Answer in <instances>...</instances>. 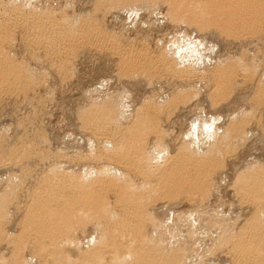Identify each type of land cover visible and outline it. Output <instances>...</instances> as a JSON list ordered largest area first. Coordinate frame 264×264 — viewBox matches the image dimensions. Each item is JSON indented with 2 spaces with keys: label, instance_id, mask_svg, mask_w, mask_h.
<instances>
[{
  "label": "rangeland",
  "instance_id": "obj_1",
  "mask_svg": "<svg viewBox=\"0 0 264 264\" xmlns=\"http://www.w3.org/2000/svg\"><path fill=\"white\" fill-rule=\"evenodd\" d=\"M206 1L208 0H0V36L2 35L0 42L4 44H0L1 50L6 57L11 61L13 60V63L19 64L21 69L23 67L24 73L22 71V75H26L24 77L26 81L22 80L23 83L22 81L17 83L10 80L7 84L0 80V214H3L0 215V264H4V262L5 264H55L58 262H53L54 255L56 257L62 256V258L59 257L61 260H64L65 257H71V260L77 257L78 260H85V256H88L86 254H89L90 251L93 253L92 250L106 246V250L110 248L106 251L109 256L104 254L105 258L102 260L106 261L107 259L109 261L102 263L119 264L116 252L118 254L122 252L118 251L113 244L110 246L109 243L111 242H108V238H111L110 241L112 240L113 234L111 232L114 231V224L117 227V222L124 221L121 218L125 215H122L125 209L122 208L123 205H119L117 200L120 191H125V189L129 194L132 191L133 199L135 198L133 201L141 199V203L144 205L142 206L144 210L146 209L145 213L143 212L144 215L139 212L141 218L139 216L136 218L144 220L142 223L146 233L154 238L148 237L150 241L146 242L147 246L155 244L157 245H154L156 248L158 246L160 248L166 247L161 249V253L163 250L165 253L166 250L172 252L176 249L181 253V258H184L181 261L186 262L185 264H238L236 262L239 261L238 258L233 259L234 257H232L235 255L232 252L233 237L237 234L235 232H239L249 219L253 220L257 212L264 210V187H262L263 190L260 189L262 199L261 195L256 199L259 206L255 200H250L247 197L248 193L241 188L243 186L241 185L242 178L245 175L247 176L252 172L254 167L256 169L258 166H264V30L253 29L254 31H252L250 29L252 25L244 24V20L241 18L232 16V21L229 20L227 16L228 6L223 8L225 12L227 11L226 17H219L217 13L207 9L208 6H211L207 3L211 1ZM229 10L231 11V9ZM224 11H222V16L225 14ZM16 13H20V16L25 17L26 20L29 17V20H25V24L21 18L20 21L14 22ZM38 19L40 22L45 21L44 26L46 24H49L46 26L52 24L56 26H52L53 30L48 31L50 35L53 33L57 35L59 31L63 34L66 27L67 32L73 33V35L70 34L72 38L68 35L67 38L62 37L69 34L64 33L60 36L59 45L55 46L50 43L52 41L48 35L49 37H46L50 42L47 41L49 42L47 45L39 43L37 40L41 38L42 26L39 28L37 25L31 28V25ZM234 20L236 23L232 24ZM80 29L82 30L80 31ZM30 31L34 34L31 35ZM255 31L256 33H254ZM50 46L52 48L54 46L55 49L57 47V49L53 48L52 50ZM140 55L150 56L151 61L150 58L147 57V60L145 56L140 57ZM167 57L174 61L173 64L175 65L172 64L171 68L169 67L171 65L167 64L170 69L174 67L172 72L165 66L161 67L163 66L162 60ZM140 58H144L147 62L141 61ZM175 58L177 59L175 60ZM137 59H140L141 63ZM20 63L22 64L20 65ZM141 67L145 68L141 70ZM226 68L228 70L234 69V73L221 86L220 82L216 80L215 73L219 71L218 69L224 70ZM189 72L191 73L189 74ZM10 83L14 85L9 86ZM177 95H181L182 99L178 98L179 101L177 99L175 103L172 102L174 105H171L170 100H175ZM112 101H115L116 104L119 103L116 106L118 107L117 113L124 112L125 116L122 113V119L116 113V116L121 120L116 119L112 122L109 120L110 125L107 124L108 119L101 122L104 127L106 124L109 125L111 132H118L117 135L122 130L120 135H115V137L120 139L119 137L122 135L124 143H130L133 147L132 153L134 154H132L133 156L129 155V158L126 157L128 159L126 162H124L125 159L120 158V155L116 154L120 160L122 159V162L114 156L113 152L117 153L118 151L119 153L122 146L120 144L118 148L111 141L113 139L106 134H101V132H105L103 128L101 129L103 124L94 123L90 125L85 119V115L88 116L86 112L105 107L108 103L110 105ZM116 104L113 103V105ZM167 104L171 105L170 108H167L169 111L165 109L168 107ZM158 105L159 107L167 106L163 107V110L160 108L159 112L156 110ZM144 108L145 110H143ZM158 112L159 114H157ZM200 114H203V117H200ZM116 116L113 117L112 114L111 117L115 119ZM212 116L215 117L216 123L214 122V125L219 127L220 133L213 140L206 137L205 140L204 136L201 135L200 137L204 142L200 139L202 143L198 139V143L204 146L198 145L196 149L199 147L198 152H202V156H200L201 154L199 156L203 158V155H208L209 152L204 154L206 151L200 148L206 147L207 142L210 141V144L207 143L208 148H205L208 150L213 147L214 142H218L217 144L220 145L217 146L218 149L223 145L219 149L220 151L216 149L217 154L215 153L218 159L216 163L218 169L216 166L215 170L212 169L211 182L213 183L211 184L213 188L210 187L205 194L204 192L201 194L193 193L194 196L192 194L187 196L186 190L188 188L183 189L182 193H177L178 195L172 193V187L165 185V181L169 177L166 173L170 172L169 169L173 167L171 165L173 158L181 157L183 152H180V149L181 151L190 150L188 143L193 144L192 139H189L190 134H192L189 132L192 129L191 123L198 122V120H202L200 121L202 123V118H206V121L212 120ZM216 116L219 118L217 119ZM137 117H143L147 121L144 125L146 133H144L145 136L142 134L143 142L141 141L143 145L146 143L142 150L137 147L140 143L134 144L130 136L127 138L126 133L127 136H124V128L134 124ZM96 125H99L100 128L98 129L99 126ZM238 127H241L240 130ZM109 128H105L108 133ZM185 134L189 137H185ZM184 138L186 139L185 142ZM135 148L139 151L138 153L134 150ZM178 152L181 154L177 156ZM106 153L110 157L112 154L114 158H109ZM136 155H140V159H146L140 160V162H144H141L143 165L139 164L140 169L134 165L136 160L133 159H138ZM145 156L147 157L145 158ZM127 165L130 167L132 165L133 168L131 169ZM114 167L115 169H113ZM125 169L129 172H126ZM161 171L162 173H160ZM58 172H61L63 177L73 175L72 177L75 176L76 179L75 177L74 179L79 181L83 178V182L91 186L92 182H96V180L102 178V182H107L110 177L112 186L116 187L104 191L101 195L104 201L100 197L98 200L101 199V202L98 200L94 202V204L99 202V205L102 203L104 211L98 207L99 205L95 207L93 204L95 208H98L90 207V210L93 209L95 212L93 214L89 210L90 205L85 208V205H81L83 202L81 196L78 197L75 191L72 193L74 188L70 187H74V185L68 186L71 189V191L68 189L70 194L74 195L75 193L81 203L78 205L77 197L73 196L72 198V195L70 196L67 191L63 197H71L72 201L74 200L76 203L72 204L73 207H70L69 212L65 209L63 212L72 214L71 220L78 215L82 218L77 217V220L73 222L76 226L72 224V221L69 227L66 224L67 227H64L65 231H63L68 230L67 234H64L67 236L69 233L72 234V239L75 235L77 241L74 239L71 242V239H66L64 242L66 247L64 245L61 247V250L63 248L62 253L60 251V253L58 252L60 255L57 253L53 255L52 252L51 255L48 253H51L49 249H52L54 240L49 238L50 241L42 244L41 237L34 234L37 229H32V225L33 227L39 225L35 216L33 217L34 212L37 214L40 211L38 209L46 206L40 207L36 203L32 205V202H36L39 195L42 196L45 193L44 188L49 182L54 183V180L51 181V177L57 178ZM52 173H57V175L53 176ZM61 175L59 177H62ZM160 181L162 182L160 183ZM43 183H47V185L45 184L43 187ZM54 186L57 187L58 183L52 184V187L48 188V192L50 188L54 190ZM87 187L90 188V186ZM93 189L95 192L100 190L98 188ZM145 198L147 199L145 200ZM247 198L249 199L247 200ZM60 202L63 203L64 200ZM49 207L51 208H47L48 212L52 209V213L48 214L51 215V218L48 219L53 221V216L57 217L56 215L60 220L64 217L63 212L60 211L63 205L57 209L54 204ZM79 207L81 208L79 209ZM72 208L76 209H74V214L71 213ZM82 208L85 212H82ZM96 210H99L100 213L98 214ZM263 210V219L260 218L261 223L264 222ZM53 212L55 213L53 214ZM25 216L27 217L25 218ZM83 216H86L88 222L83 220ZM32 218L36 220L34 223ZM25 219L27 221L29 219L30 224ZM78 219L82 220V223ZM35 222L38 223L35 224ZM219 222H223V224H219ZM72 225L74 228L71 227ZM27 228L31 230L28 231ZM71 229L72 233L70 232ZM101 233H104L103 236ZM107 233L111 234L108 238ZM231 233L234 236L230 235ZM230 236L233 237L230 238ZM22 239L24 240L22 241ZM105 239L107 240L105 241ZM151 240H158L159 242H152ZM96 243L100 247H96ZM162 244L164 245L162 246ZM262 244L264 245V241ZM85 247L89 249L87 250ZM113 248L114 251L116 250L115 253H113L114 251L111 252ZM229 251L231 252L229 253ZM64 252L71 254V256ZM18 253L19 255H17ZM13 255L15 258L12 257ZM135 258L134 256L131 259L128 257L126 261L120 264H125V262L131 264L130 261L135 262Z\"/></svg>",
  "mask_w": 264,
  "mask_h": 264
},
{
  "label": "bare ground",
  "instance_id": "obj_2",
  "mask_svg": "<svg viewBox=\"0 0 264 264\" xmlns=\"http://www.w3.org/2000/svg\"><path fill=\"white\" fill-rule=\"evenodd\" d=\"M106 1V0H105ZM170 1V0H169ZM211 1V2H210ZM103 2V1H102ZM132 2V1H131ZM206 2H210V3H207V4H209V5H211V6H208V10L210 11H212V12H214V13H217V15L219 16V17H223V18H225L226 17V12L223 10V8H227L226 6H228L229 8H227V10L229 11V12H227V16H228V18H229V20H231V18H233L232 16H234V17H236V18H241L242 20H244V24L246 23L248 26H249V24L250 25H252V28H250L252 31H254L253 29H255V30H258V29H260V30H264V0H208V1H206ZM107 3V2H106ZM125 3V2H124ZM112 4V3H111ZM202 5V4H201ZM206 5V4H205ZM13 6H15V5H13ZM230 6H231V8H230ZM18 7V6H17ZM211 7V8H210ZM7 8V7H6ZM210 8V9H209ZM27 9V8H26ZM193 9V8H192ZM229 9H231V11L229 10ZM4 10V9H3ZM199 10V9H198ZM182 11V10H181ZM210 11V12H211ZM222 11H224L225 12V14H223V16H222ZM10 12V11H9ZM52 12V11H51ZM209 12V13H210ZM182 13V12H181ZM213 13V14H214ZM1 14V13H0ZM15 14V13H14ZM19 14V15H18ZM23 14V12L21 13V15ZM28 14V13H27ZM212 14V15H213ZM31 15H33V14H31ZM50 15V14H49ZM62 15V14H61ZM214 15H216V14H214ZM26 16V15H25ZM218 16H216V17H218ZM239 16V17H238ZM48 17V16H47ZM50 17V16H49ZM54 17H55V15H54ZM20 18H21V20H23V24H25V20H26V18L25 17H21L20 16V13H16V16H14V22H17V21H20ZM23 18H25V19H23ZM187 18V17H186ZM10 19H12V18H10ZM19 19V20H18ZM48 19V18H47ZM214 19V18H213ZM27 20H29V17H28V19ZM26 20V21H27ZM42 20V19H41ZM51 20V19H50ZM219 20V19H218ZM221 20V19H220ZM241 20V21H242ZM31 21V20H30ZM44 21V20H43ZM85 21V20H84ZM90 21V20H89ZM184 21V20H183ZM232 21V20H231ZM230 21V22H231ZM237 21H239L238 19H237ZM240 21V22H241ZM4 22V21H3ZM45 22V21H44ZM44 22H40V19H38V21H36V22H32L31 24V28H33V27H35V26H39V28H40V26H42V32H40V36H41V38H40V36H39V40H37L39 43H41V44H48L49 42H50V40L52 41V42H50V43H52L53 45H59V39H61L60 38V36H62L64 33H69V32H67L66 30H65V28H64V33L62 34L61 33V31H59V33L56 35V34H54L53 33V35H50L49 34V32L48 31H50L51 29L53 30V27L55 26V25H51V26H46V25H49V24H46L45 26H44ZM47 22V21H46ZM55 22V21H54ZM92 22V21H91ZM234 22H235V20L233 21V23L232 24H234ZM7 23H9V22H7ZM13 23V22H12ZM19 23H22V22H19ZM202 23V22H201ZM221 23V22H220ZM225 23V22H224ZM227 23V22H226ZM225 23V24H226ZM236 23V22H235ZM6 24V23H5ZM34 24H36V25H34ZM41 24V25H40ZM50 24H51V22H50ZM55 24V23H54ZM61 24V23H60ZM85 24V23H84ZM241 24H242V22H241ZM1 25V24H0ZM10 25V24H9ZM19 25H21V24H19ZM70 25V24H69ZM211 25V24H210ZM228 25V24H227ZM231 25V24H230ZM23 26V25H22ZM53 26V27H52ZM60 26V25H59ZM62 26V25H61ZM83 26V25H82ZM19 27V26H18ZM25 27V26H24ZM44 27V28H43ZM56 27V26H55ZM222 27V26H221ZM245 27H247L246 25H245ZM30 28V29H31ZM37 28V27H36ZM39 28H38V30H39ZM93 28H95V27H93ZM208 28V27H207ZM225 28V27H224ZM227 28V27H226ZM29 29V28H28ZM27 29V30H28ZM35 29V28H34ZM54 29H56V28H54ZM70 29V28H69ZM78 29V28H77ZM228 29V28H227ZM229 29H231V28H229ZM240 29V28H239ZM249 29V30H250ZM6 30V29H5ZM31 30H33V29H31ZM37 30V32H39ZM82 29H80V31H81ZM207 30V29H206ZM234 30V29H233ZM250 30V31H251ZM17 31V30H16ZM89 31V30H88ZM237 31V30H236ZM243 31H245V30H243ZM31 32V31H30ZM78 32V31H77ZM228 32V31H227ZM231 32V31H230ZM240 32V31H239ZM247 32V31H246ZM35 33H36V31H35ZM60 33H61V35H60ZM88 33V32H87ZM254 33H256V31L254 32ZM3 34V33H2ZM31 35L32 34H34V33H30ZM36 34H38V33H36ZM35 34V36L37 37V35ZM70 34H72L73 35V33H69V34H66L65 36L63 35L62 37H66L67 35L68 36H71ZM102 34V33H101ZM232 34V33H231ZM239 34V33H238ZM264 34V33H263ZM50 36V40H48L47 39V37L46 36ZM86 35H88V34H86ZM93 35V34H92ZM97 35V34H96ZM243 35V34H242ZM2 36V35H1ZM0 36V37H1ZM13 36V35H12ZM48 36V37H49ZM75 36V35H74ZM104 36V35H103ZM10 37V36H9ZM31 37V36H30ZM52 37V38H51ZM76 37V36H75ZM102 37V36H101ZM11 38V37H10ZM35 38V37H34ZM67 38V37H66ZM69 38V37H68ZM71 38H72V36H71ZM94 38V37H93ZM35 39H38V38H35ZM45 39H46V41H45ZM62 39H64V38H62ZM65 40V39H64ZM47 41H49V42H47ZM67 41H68V39H67ZM86 41V40H85ZM116 41V40H115ZM202 41H204V40H202ZM54 42V43H53ZM61 42H62V40H61ZM98 42V41H97ZM103 42V41H102ZM2 42H0V44H1ZM72 43V42H71ZM88 43V42H87ZM3 44V43H2ZM13 44V43H12ZM36 44H38L37 42H36ZM52 44H50V45H52ZM4 45V44H3ZM15 45V44H14ZM88 45V44H87ZM198 45V44H197ZM49 46V45H48ZM45 47V46H44ZM51 47V46H50ZM100 47V46H99ZM102 47V46H101ZM146 47V46H145ZM52 48V47H51ZM53 48H54V46H53ZM53 48H52V50H53ZM59 48V47H58ZM61 48V47H60ZM130 48V47H129ZM50 49V48H49ZM48 49V50H49ZM55 49V48H54ZM56 49H57V47H56ZM55 49V50H56ZM122 49V48H121ZM4 50V49H3ZM63 50V49H62ZM59 51V50H58ZM130 51V50H129ZM137 51V50H136ZM210 51V50H209ZM60 52V51H59ZM58 52V53H59ZM137 53V52H136ZM162 53V52H161ZM48 54V53H47ZM131 54V53H130ZM149 54V53H148ZM173 54V53H172ZM137 55V54H136ZM166 55V54H165ZM164 55V56H165ZM181 55V54H180ZM133 56V55H132ZM139 56V55H138ZM141 56H145V55H140V57ZM163 56V55H162ZM163 56V57H164ZM182 56H183V53H182ZM229 56V55H228ZM146 58L145 59H147L148 60V58H150V56H145ZM148 57V58H147ZM156 58V57H155ZM168 58V59H167ZM167 58H164V60H162V65L163 66H161V67H167V68H171L172 67V64L174 63V61L173 60H171L169 57H167ZM15 59V58H14ZM68 59H69V57H68ZM141 59V58H140ZM140 59H137L138 61H140ZM144 58L143 59H141V61H144L145 60ZM173 59V58H172ZM177 58H175V60H176ZM179 59V58H178ZM11 61V59H9L8 57H6L5 55H4V53L2 52V50H1V45H0V80L1 81H3V82H5V83H7L8 81L10 82V80L11 81H16L17 83H19V82H21L22 80L24 81L25 79H24V77L26 76H24V75H22V71H23V73H24V70H23V65L21 66L22 67V69L18 66L19 64H17V63H13L12 61ZM124 60V59H123ZM158 60H160V59H158ZM244 60V59H243ZM130 61V60H129ZM134 61V60H133ZM136 61V60H135ZM141 61H140V63H141ZM150 61H151V58H150ZM217 61V60H216ZM145 62H147L146 60H145ZM153 62H154V60H153ZM152 62V63H153ZM157 62V61H156ZM130 63H132V62H130ZM135 63V62H134ZM151 63V62H150ZM151 63V64H152ZM161 63V62H160ZM22 63H20V65H21ZM167 64H169V65H171V66H169V65H167ZM129 65V64H128ZM131 65V64H130ZM173 65H175V64H173ZM221 65V64H220ZM226 65V64H225ZM141 66V65H140ZM147 66V65H146ZM150 66V65H149ZM153 66V65H152ZM160 66V65H159ZM169 66V67H168ZM128 67V66H127ZM177 67V66H176ZM176 67H175V69H176ZM130 68V67H129ZM142 68H145V67H141V70H142ZM149 68V67H148ZM155 68V67H154ZM154 68H151L152 70L154 69ZM169 68V69H170ZM174 68V67H173ZM173 68L172 69H170L171 70V72H172V70H173ZM179 68V67H178ZM252 68V67H251ZM254 68V67H253ZM21 69V70H20ZM162 69V68H161ZM174 69V70H175ZM196 69H197V67H196ZM136 70V69H135ZM156 70V69H155ZM167 70V69H166ZM177 70V69H176ZM176 70L174 71V72H176ZM181 70V69H180ZM184 70V69H183ZM219 71L217 72V73H215V75H216V80L218 81V82H220V84H221V86H223L222 84L223 83H225L226 82V80L228 79V78H231V75H232V73H234V69H218ZM220 70H222V71H220ZM236 70V69H235ZM61 71V70H60ZM159 71H161V70H159ZM179 71V70H178ZM215 71V70H214ZM170 72V73H171ZM181 72V71H180ZM192 72V71H191ZM191 72H189V74L191 73ZM202 72V71H201ZM65 73V72H64ZM167 73V72H166ZM206 73V72H205ZM204 73V74H205ZM26 74V73H25ZM28 74V73H27ZM194 74V73H193ZM192 74V75H193ZM196 74V73H195ZM132 75V74H131ZM203 75V74H202ZM188 76V75H187ZM215 77V76H214ZM212 80V79H211ZM23 81H22V83H23ZM26 81V80H25ZM214 81V80H213ZM8 82V83H9ZM7 83V84H8ZM2 84V83H1ZM13 84V83H12ZM12 84L10 83L9 84V86L11 85L12 86ZM26 84H27V82H26ZM4 85V84H3ZM3 85H1V86H3ZM14 85V84H13ZM8 86V87H9ZM21 86V85H20ZM24 86V85H23ZM16 87V86H15ZM19 87V86H18ZM24 88V87H23ZM192 89V88H191ZM8 91V90H7ZM17 91H19V90H17ZM188 92V91H187ZM261 92V91H260ZM3 94V93H2ZM158 94V93H157ZM156 94V95H157ZM179 94V93H178ZM185 94V93H184ZM20 95V94H19ZM130 95V94H129ZM111 96V95H110ZM179 95H177V97H176V99L175 100H170V103H171V105H174V103L177 101V99L179 98H181L182 99V96L180 95L179 97H178ZM184 96V95H183ZM131 97V96H130ZM186 97V96H185ZM102 99V98H101ZM104 99V98H103ZM179 99H178V101H179ZM184 99V98H183ZM264 99V98H263ZM101 101V100H100ZM148 101V100H147ZM156 101V100H155ZM166 101V100H165ZM118 102H119V100H118ZM121 102V101H120ZM172 102H174V103H172ZM95 103H96V101H95ZM112 103V104H111ZM110 103V105H109V103L105 106V107H102V108H100L99 107V109H94V110H91L90 112H86L87 113V115L88 116H86L85 114V119H87L86 120V122H88L90 125H92V124H101L102 122H105V121H107L106 119H108V123L107 124H109V123H111L113 120H118L119 118V116H120V118H122L123 119V114H124V112H122L121 114H119V113H117V108L118 107H116L117 106V104L119 105V103H117L116 104V102L114 101H112ZM113 103L114 104H116V105H113ZM169 103V104H170ZM151 104V103H150ZM169 104H167L168 105V107H166L167 105H165V106H160L159 107V105H158V109H156L155 107H152V108H155L156 110H158L159 111V109L160 108H162V110H163V107L165 108V109H167V108H170L169 106H171V105H169ZM105 105V104H104ZM157 105V104H156ZM87 106V105H86ZM98 106V105H97ZM102 106V105H101ZM115 106V107H114ZM154 106H155V104H154ZM94 107V106H93ZM95 108V107H94ZM98 108V107H97ZM143 108V107H142ZM88 109V108H87ZM139 109V108H138ZM155 109H153V111H155L156 112V110ZM90 110V109H89ZM143 110H145V108L143 109ZM142 110V111H143ZM148 110V109H147ZM151 110V109H150ZM168 110V109H167ZM83 111V110H82ZM169 111V110H168ZM84 112H85V110H84ZM160 112V111H159ZM159 112L157 113V114H159ZM201 112V111H200ZM113 114V117H114V115L116 116V113L117 114H119V115H117L116 117H115V119L114 118H112L111 116H112V114ZM143 113V112H142ZM141 113V114H142ZM204 113V112H203ZM135 114V113H134ZM144 114V113H143ZM137 115H139V114H137ZM146 115V114H145ZM201 115V114H200ZM203 115V114H202ZM200 116V117H203V116ZM79 116V115H78ZM124 116H125V114H124ZM141 116V115H140ZM148 116V115H147ZM150 116V115H149ZM156 117H157V115H155ZM245 116V115H244ZM247 116V115H246ZM82 117V116H81ZM127 117V116H126ZM197 117H199V116H197ZM204 117H206V116H204ZM207 117H208V115H207ZM206 117V118H207ZM110 118H112V119H110ZM151 118V117H150ZM206 118H202L203 119V122L201 123L200 121H202V120H198V122L197 121H195V122H193L194 120H197V119H194L192 122L193 123H191V125H192V129L191 130H189V132L190 133H192V134H190L191 135V137L189 138L190 140L192 139V142H193V144L191 145V144H189L187 141H186V143H188V147H190V150H182L181 151V149H180V152H183L182 154L180 153V152H178V154H177V156L179 155V154H181V157L179 158V157H177V156H175V157H177V158H173V160H172V163H171V165H173V167H171L170 169H169V171L170 172H168V173H166L167 174V176H169V177H167V179H166V181H165V185H167V186H169V187H172V193H175V194H179V192H181L183 189L185 190V188H188L187 190H189V191H187L186 190V194H187V196L188 195H191L192 194V196H194L193 195V193L194 194H197V193H199V194H201V193H203L204 192V194L205 193H207V191H208V189L210 188V187H212V184L211 183H213V182H211V180H212V169L213 170H215V168L217 167V169H218V166H217V162H218V159L216 158V149L217 150H219L220 148H222V146L218 149L217 148V146H220V145H218L216 142H214L215 144H213L212 146V148L210 149V150H208V149H205L206 147H207V143H209V142H207L206 143V147H204L203 149L202 148H200L201 150H204V151H206V152H204V154L205 153H207L208 154V152H209V154L208 155H203V158H201L200 156H202V152L200 153V152H198V150H199V147H198V149H196L197 148V146L199 145H202L201 143H198L199 141H200V139L202 140V138L200 137L201 135H202V137L204 136V139H205V137L206 138H209V140L211 139V140H213V138H215L220 132H219V127H217V125L215 126L214 124L216 123V121L214 120V118H213V116H212V120H214V121H212L211 119H209V120H207L206 121ZM216 118H217V116H216ZM219 118V117H218ZM217 118V119H218ZM83 120V119H82ZM109 120H111V122H109ZM119 120H121V119H119ZM210 120H211V122H210ZM247 120V119H246ZM102 121V122H101ZM146 121V119L145 118H143V117H137L136 118V121L134 120V124H132L131 126H128L127 128H124L125 130V132H124V136H127L128 135V137L127 138H129V136H130V138H131V141H133L134 142V144L135 143H140V145H138L137 147H139V149H141L142 150V148H143V146L145 145V143H144V145H143V143H141V141H142V137H143V135L142 134H144V133H146V131H145V127H144V125H145V123L147 122H145ZM152 121V120H151ZM153 122V121H152ZM151 122V123H152ZM191 122V121H190ZM200 122V123H199ZM215 122V123H214ZM240 122V121H239ZM242 122V121H241ZM247 122V121H246ZM260 123H261V121H260ZM86 124V123H85ZM103 124V123H102ZM101 124V125H102ZM106 124V123H105ZM106 124V126L104 127V124H103V127L101 126V129L103 128L104 130H105V132L103 133V132H101L102 130L100 129V132H101V134H106V135H108L109 136V138H111V139H113V140H111V141H113L117 146L118 145H120L121 144V150H120V152L118 153V151H117V153H115V152H113L114 153V156L115 157H117V155H120V158H123V159H125V161L124 162H126L128 159H126V157H128L129 158V155H132V154H134V153H132V146H131V144L129 143V144H125L124 143V141H123V139H122V135H121V137H119L120 139H117L116 137H115V135L116 136H118V135H120V133L122 132V130H121V132L117 135L116 133H118V132H114V131H112L111 132V130H110V124L109 125H107ZM239 123L237 122V125H238ZM241 124V123H240ZM88 126V125H87ZM97 126V125H96ZM99 126V125H98ZM97 126V127H98ZM117 126V125H116ZM121 126V125H120ZM244 126V125H243ZM126 127V126H125ZM223 127V126H222ZM94 128V127H93ZM100 128V126L98 127V129ZM105 128H109V133H108V131H106L107 129H105ZM150 128V127H149ZM227 128V127H226ZM239 128V130H240V128L241 127H238ZM95 129V128H94ZM111 129H112V127H111ZM120 129V128H119ZM155 129V128H154ZM97 130V129H96ZM116 130H118V129H116ZM148 130V129H147ZM243 130V129H242ZM98 131V130H97ZM96 131V132H97ZM118 131H120V130H118ZM144 131V132H143ZM157 131V130H156ZM235 131V130H234ZM99 132V131H98ZM114 132V133H113ZM148 132H149V130H148ZM147 132V133H148ZM155 132V131H154ZM161 132V131H160ZM239 132V131H238ZM241 132V131H240ZM125 133L127 134V135H125ZM187 133V132H186ZM100 134V133H99ZM123 134V133H122ZM105 135V136H106ZM244 135V134H243ZM144 136H145V134H144ZM148 136V135H147ZM245 136V135H244ZM102 137V136H101ZM185 137H189V136H187L186 134H185ZM197 137V138H196ZM200 137V138H199ZM94 138V137H93ZM108 138V139H109ZM125 138V137H124ZM217 138V137H216ZM236 138V137H235ZM245 138V137H244ZM102 139V138H101ZM145 139V138H144ZM198 139H199V141H198ZM98 140V139H97ZM129 140V139H128ZM138 140V142H136ZM148 140V139H147ZM185 138H184V142H185ZM188 140V139H187ZM206 140V139H205ZM216 140V139H215ZM229 140V139H228ZM94 141V140H93ZM127 141V140H126ZM130 140H129V142H131ZM203 142H204V140H202ZM202 141H200V142H202ZM208 141V140H207ZM231 141V140H230ZM237 141V140H236ZM245 141V140H244ZM105 142V141H104ZM113 142H111V143H113ZM123 142V143H122ZM143 142V141H142ZM191 142V141H190ZM202 142V143H203ZM113 143V145H115ZM132 143V142H131ZM213 143V142H212ZM142 144V145H141ZM205 144V143H204ZM210 144V143H209ZM115 145V146H116ZM161 145V144H160ZM216 145V146H215ZM136 146V145H135ZM184 146H187V144H184ZM204 145H202V147H203ZM229 146V145H228ZM150 147V146H149ZM99 148V147H98ZM117 148V147H116ZM118 148H119V146H118ZM158 148H160V147H158ZM208 148V147H207ZM226 148V147H225ZM104 149V148H103ZM115 149V148H114ZM145 149V148H144ZM105 150V149H104ZM117 150H119V149H117ZM134 150H136L137 151V153L139 152L136 148L134 149ZM161 150V149H160ZM232 150V149H231ZM115 151V150H114ZM131 153H130V152ZM136 151H134L135 153H136ZM155 151V150H154ZM163 151V150H162ZM187 151V152H186ZM220 151V150H219ZM222 151V150H221ZM226 151V150H225ZM107 152H109V151H107ZM149 152V151H148ZM160 152V151H159ZM164 152V151H163ZM110 153H112V152H110ZM109 153V154H110ZM112 153V154H113ZM130 153V154H129ZM216 153V154H215ZM15 154V153H14ZM17 154V153H16ZM107 155H108V153H106ZM111 154V157H113L114 158V156ZM117 154V155H116ZM161 154V153H160ZM159 154V155H160ZM201 154V155H200ZM218 154H220V153H218ZM143 155H145V154H143ZM142 155V156H143ZM152 155V154H151ZM154 155V154H153ZM165 155V154H164ZM200 155V156H199ZM109 156V155H108ZM133 156V155H132ZM131 156V158H133ZM137 156V155H136ZM140 155H138L136 158H138V159H133L136 163L138 162V164H136V163H134V162H132V163H134V165L135 166H137V168L138 169H140L141 168V166L139 165V164H142V163H144L143 161H141L140 162V160H142V159H144V158H142V159H140L141 157H139ZM167 156V155H166ZM173 156V157H174ZM205 156V157H204ZM218 156H220V155H218ZM110 156H109V158H111ZM147 156H145V158H146ZM12 158V157H11ZM100 158V157H99ZM108 158V157H107ZM118 158V157H117ZM116 158V159H117ZM120 158H118V160L119 161H121L122 162V159L120 160ZM224 158V157H223ZM221 159V158H220ZM106 160V159H105ZM114 160V159H113ZM112 160V161H113ZM118 160H115V161H118ZM132 159H130V161H133ZM144 160H146V159H144ZM151 161V160H150ZM221 161V160H220ZM123 162V163H124ZM129 162V161H128ZM127 162V163H128ZM146 162V161H145ZM169 162V161H168ZM174 162V163H173ZM126 163V164H127ZM222 163V162H221ZM97 164V163H96ZM122 164V163H121ZM125 164V163H124ZM129 164V163H128ZM147 164V163H146ZM175 164V165H174ZM216 164V165H215ZM224 164V163H223ZM57 165V164H56ZM108 165V164H107ZM112 165V164H111ZM133 165V166H134ZM139 165V166H138ZM143 165V164H142ZM177 165V166H176ZM255 165V164H254ZM253 165V166H254ZM260 165V164H259ZM264 165V164H263ZM84 166V165H83ZM106 166V165H105ZM119 166V165H118ZM127 166H129V165H127ZM216 166V167H215ZM252 166V165H251ZM258 166V165H257ZM89 167V166H88ZM109 167V166H108ZM125 167V166H124ZM130 167V166H129ZM167 167H169V166H167ZM220 167V166H219ZM245 167V166H244ZM100 168V167H99ZM119 168H120V166H119ZM122 168V167H121ZM126 168V167H125ZM128 168V167H127ZM131 169L133 168L132 167V165H131V167H130ZM255 168V167H254ZM253 168V171L252 172H250L247 176L245 175L243 178H242V184L241 185H243L241 188H242V190L245 192H247L248 194V196L247 197H249L250 198V200L251 199H253V201L255 200V203H257L258 201H256V199L258 198V196L260 197V189L262 188V187H264V166L262 167V166H258L256 169H254ZM103 169V168H102ZM113 169H115V167L113 168ZM117 169V168H116ZM123 169V168H122ZM121 169V170H122ZM130 169V170H131ZM135 169V168H134ZM137 169V170H138ZM162 169V168H161ZM166 169V168H165ZM58 170V169H57ZM108 170V169H107ZM118 170V169H117ZM120 170V171H121ZM126 170V169H125ZM124 170V171H125ZM136 170V169H135ZM49 171V170H48ZM64 172H65V170H63ZM102 171V170H101ZM105 171V170H104ZM129 172V170H126V172ZM165 171V170H164ZM86 172V171H85ZM119 172V171H118ZM118 172H116V173H118ZM166 172V171H165ZM164 172V173H165ZM61 172H58V174L59 175H57V173H52L53 174V176H56L57 175V178H55V177H51V181L52 180H54V183H58V186L57 187H55L56 186V184H55V186H54V190L52 189V188H50V193L48 192V188L49 187H52V184H54V183H51V182H49L48 183V185H47V183H45L47 186L44 188V190H46V191H41V192H43L44 194L41 196V194L39 195V197H38V199H37V201L36 202H32V205H33V203L35 204H39L40 205V207L43 205V206H46V207H41V209H38V210H40L39 212H37V214H36V212H34L35 213V215L33 214V217L35 216V218H36V220L39 222V225L38 226H34L33 227V225H32V229L33 230H35L34 228H36L37 230H35V235H38V236H40L41 237V243L42 244H44L45 242L47 243V241L49 240V238H51V239H53L54 240V244L51 242V244H53L52 246V249H49L50 250V252L51 253H48V254H51L52 255V252H53V255L54 254H56L57 253V255H60V254H58V252L60 253V251H61V253H62V250H63V248H62V250H61V247L64 245V242H65V240L66 239H71V242H72V240H76L77 241V239H76V237H75V235H74V239H72V237H73V235L72 234H70L69 232V234H70V236H69V234H68V236L67 235H65L64 233H66V232H64L65 230H64V227H69V225H71L70 223H71V221H72V224H74L73 222H75V220H77V217L79 218L80 216L78 215V216H75V218H73V220H71L72 218V214L70 215L69 213L67 214V212H69L68 210H71V206L73 207V205L72 204H75L74 203V200L72 201V199H71V197L73 198V196L76 198L77 196L79 197V196H81V199H82V204L81 205H85V206H83V208L85 207V208H88L87 206H89V210H90V207H92L93 206V204H94V202H97V200L100 198V197H102L101 195H103V193H104V191L107 189H111V188H115L114 186H112L113 185V183H111L110 182V180H109V178H108V180H109V182H108V180H107V182L103 179V181H105V182H102V178L100 179V180H96V182H92V186L89 184H86L85 182H83V178H82V180L80 179V181L77 179V180H75L76 179V177H75V179H74V177H72L71 175H68V176H62L61 174H60ZM124 173V172H123ZM160 173H162V171L160 172ZM163 173V174H164ZM170 173V174H169ZM63 174H65V173H63ZM108 174V173H107ZM150 174V173H149ZM155 174V173H154ZM169 174V175H168ZM215 174V173H214ZM62 176V177H59V176ZM66 175V174H65ZM85 175V174H84ZM212 175V176H211ZM51 176V175H50ZM104 176V175H103ZM143 176V175H142ZM164 176H165V174H164ZM82 177V176H81ZM105 177V176H104ZM163 177V176H162ZM52 178H55V179H52ZM86 178V177H85ZM112 178H113V176H112ZM111 178V179H112ZM115 178V177H114ZM116 180H118L117 178H115ZM163 179H165V178H163ZM49 180V179H48ZM88 180V179H87ZM160 180V179H159ZM161 180H162V178H161ZM56 181V182H55ZM114 181V180H113ZM224 181V180H223ZM88 182V181H87ZM102 182V183H101ZM162 181H160V183H161ZM18 183V182H17ZM88 183H90V182H88ZM93 183H95L96 185H94ZM108 183V184H107ZM124 183V182H123ZM10 184V183H9ZM44 183H43V187H44V185H45ZM99 184V185H98ZM107 184V185H106ZM114 184H115V182H114ZM118 184V183H117ZM146 184V183H145ZM70 185H74V187L72 186V187H70V188H74V189H72V193L75 191V192H77L76 193V195H75V193H74V195H72V193L70 194V191H71V189L68 187V186H70ZM120 185H122L123 186V184H120ZM163 185V184H162ZM161 185V186H162ZM238 185V184H237ZM12 186V185H11ZM42 186V185H41ZM40 186V187H41ZM87 186H90V188H88ZM136 186V185H135ZM139 186V185H138ZM42 187V188H43ZM102 187H104L103 189H101ZM166 187V186H165ZM215 187V186H214ZM13 188V187H12ZM39 188V187H38ZM41 188V189H42ZM93 188H95V190H96V188H98V189H100L98 192H95L94 191V189ZM118 188V187H117ZM168 188V187H167ZM213 188V187H212ZM68 189H70V191L68 190ZM93 189V190H92ZM147 189V188H146ZM37 190V189H36ZM39 190V189H38ZM43 190V189H42ZM121 190V189H120ZM123 190V189H122ZM183 190V191H184ZM207 190V191H206ZM261 190H263V188L261 189ZM34 191V190H33ZM40 191V190H39ZM68 191V192H67ZM92 191V193H90ZM95 193H94V192ZM114 191V190H113ZM129 191V190H128ZM156 191V190H155ZM166 191V190H165ZM182 191V192H183ZM206 191V192H205ZM8 192V191H7ZM66 192L71 196V197H66V198H64L63 196H65L66 195ZM106 192V191H105ZM149 192V191H148ZM153 192V191H152ZM181 192V193H182ZM191 192V193H190ZM262 192V191H261ZM12 193V192H11ZM14 193V192H13ZM35 193V192H34ZM81 195H80V194ZM109 193V192H108ZM117 193V192H116ZM131 194H129V193H127L126 192V189H125V191L123 190V191H120V193H119V195H118V200H117V202L119 203V205H123L122 206V208H124L125 209V211L123 212V214L122 215H124V216H122L123 218H121V220L123 219L124 221H120V222H117L118 223V225H117V227H116V224H114V231H112L111 232V234H113L112 235V240L110 241V239L111 238H108L110 235L108 234V233H110V232H108L107 234H108V236H107V238L109 239V241L108 242H111V243H109V245L111 246L112 244L114 245V246H116L117 247V249H118V251H121L122 253H117L116 252V254L118 255V262H119V264L120 263H123V261H126V259L128 258V257H130V259L134 256V258H135V255H137V258H135V259H133V260H135V262L134 261H130L129 259V261H130V263L131 264H185L186 262H183V261H181V259H183L184 260V258H181L182 257V255H181V253L179 252V251H177L176 249H174L172 252H171V250L170 251H168V250H166L165 251V253H166V255H165V253H163L164 252V250H163V252L161 253V249L164 247L163 245L164 244H162V246L163 247H155V246H157V245H153V244H150V246L148 245L147 246V244H146V242H148V241H150L149 239H148V237H151V236H148V233H146V230H145V226L143 225V223H144V220H140V216H139V212H142V214H143V212L145 213V211H146V209L144 210V205H143V203H141V199H137L136 201H133L134 199H133V195H132V191L130 192ZM180 193V194H181ZM46 194H48V195H46ZM65 194V195H64ZM67 194V195H68ZM94 194V195H93ZM106 194V193H105ZM104 194V195H105ZM163 194V193H162ZM177 194V195H178ZM246 194V193H245ZM91 195H93V196H91ZM108 195V194H107ZM136 195V194H135ZM134 195V196H135ZM151 195V194H150ZM240 195V194H239ZM36 196V195H35ZM91 196V197H90ZM142 196V195H141ZM202 196V195H201ZM204 196V195H203ZM242 196V195H241ZM264 196V195H263ZM13 197V196H12ZM37 197V196H36ZM78 197H77V199H78ZM106 197V196H105ZM117 197V196H116ZM137 197H138V194H137ZM9 198V197H8ZM33 198V197H32ZM140 198V197H139ZM203 198V197H202ZM249 198H247V200L249 199ZM5 199V198H4ZM7 199V198H6ZM5 199V200H6ZM147 198H145V200H146ZM162 199V198H161ZM243 199V198H242ZM261 199H262V195H261ZM264 199V198H263ZM62 200H64V202L62 203V202H60V201H62ZM101 200V199H100ZM100 200H98L99 202H101ZM102 200H103V197H102ZM174 200V199H173ZM246 200V201H247ZM76 201H78L79 202V199L78 200H76ZM104 201V200H103ZM149 201V200H148ZM253 201H252V204H253ZM264 201V200H263ZM60 204V205H63V207H62V210H60V211H64V209L67 211V212H59V213H62V215H64V217L60 220V219H58L57 217H58V215H56L57 217H55V216H53L54 217V219H53V221H51L50 219H48V218H51L50 216L51 215H48V214H50V212H51V210L52 209H50V212H48V209L47 208H51V207H49L50 205H55L56 206V209L57 208H59V206H58V203ZM99 202H98V204H94V206L95 207H97L98 205H99ZM152 202V201H151ZM251 202V201H250ZM16 203V202H15ZM62 203V204H61ZM80 203L81 202H79L78 203V205H80ZM91 203V204H90ZM110 203V202H109ZM115 203H116V201H115ZM117 203V204H118ZM145 203V202H144ZM197 203V202H196ZM263 203V202H262ZM102 204V203H101ZM99 205L98 207H101V209L104 211V209L102 208V205ZM251 204V203H250ZM249 204V205H250ZM258 204V206H259V203H257ZM9 205V204H8ZM30 205V204H29ZM97 205V206H96ZM109 205V204H108ZM143 205V206H142ZM261 205V204H260ZM38 206V205H37ZM58 206V207H57ZM74 206H76V205H74ZM93 206V208H95ZM104 206H106L105 205V203H104ZM255 206H256V204H255ZM262 206V205H261ZM54 207V206H53ZM82 207V206H81ZM81 207H79V209L81 208ZM108 207H110V206H108ZM118 207V206H117ZM120 207V206H119ZM38 208V207H37ZM61 208V207H60ZM75 208H77V207H75ZM74 208V209H75ZM82 208V209H83ZM84 208V209H85ZM143 208V209H142ZM263 208V207H262ZM74 209L72 208V212L71 213H73L74 214ZM83 209V211L82 212H85V210ZM92 209V208H91ZM95 209H98V208H95ZM109 209V208H108ZM257 209H260V208H257ZM9 210V209H8ZM34 210H35V208H34ZM37 210V211H38ZM76 210V209H75ZM263 210V209H262ZM262 210L257 214L256 213V215H255V217L253 218V220H251V219H249V221L248 222H246V224L244 223V225L240 228V231L239 232H235V233H237L236 235H235V237H233L234 235L233 234H235V233H231L230 235H233V236H230V238H232L233 237V239H234V242H233V244H232V246H233V253L235 254V255H233L232 257H234L233 259H235V258H238V260L240 261V263H239V261H236V262H238V264H264V247L262 248L261 246L263 245L262 243H263V241H264V222L262 221V223H261V221H260V218H261V220L263 219V212H262ZM54 211H59V210H54ZM88 211V209L86 210V212ZM91 211V210H90ZM95 211V210H94ZM97 212H98V214L100 213V211L99 210H96ZM114 211V210H113ZM264 211V210H263ZM6 212V211H5ZM78 212V211H77ZM81 212V211H80ZM93 212V209H92V211H91V213ZM121 212V211H120ZM186 212V211H185ZM52 213V212H51ZM55 212H53V214H54ZM58 213V212H57ZM64 213H66L67 215H65ZM95 212H93V214H94ZM147 213V212H146ZM220 213V212H219ZM28 214H29V212H28ZM32 214V213H31ZM30 214V215H31ZM205 214V213H204ZM0 215H3V214H0ZM29 215V216H30ZM81 215H83V213H81ZM90 215H92V214H90ZM96 215V214H95ZM105 215V214H104ZM144 215V214H143ZM59 216H60V214H59ZM98 216V215H97ZM119 216V215H118ZM136 216H139L140 218H139V220H138V218H136ZM142 216V215H141ZM150 216V215H149ZM180 216V215H179ZM27 216H25V218H26ZM30 217H32V216H30ZM60 217H62V216H60ZM59 217V218H60ZM66 217V218H65ZM146 217V216H145ZM152 217V216H151ZM220 217H222V216H220ZM57 218V219H56ZM80 218H82V217H80ZM83 220H87L86 219V216L84 217L83 216ZM88 218V217H87ZM95 218V217H94ZM99 218V217H98ZM118 218V217H117ZM148 218V217H147ZM237 218V217H236ZM30 219V218H29ZM29 219H28V221L26 220V222H30L29 221ZM33 219V218H32ZM55 219H56V221H55ZM97 219V218H96ZM105 219V218H104ZM103 219V220H104ZM144 219V218H143ZM36 220H34L33 219V223H34V221H36ZM79 220V219H78ZM152 220V219H151ZM221 219H219V221H220ZM58 221V222H57ZM80 221V220H79ZM78 221V222H79ZM82 221V220H81ZM80 221V222H81ZM90 221V220H89ZM106 221V220H105ZM108 221V220H107ZM113 221V220H112ZM112 221H111V223H112ZM116 221V220H115ZM142 221H143V223H142ZM222 221V220H221ZM237 221H239V220H237ZM37 222V223H38ZM79 222V223H80ZM87 222H88V220H87ZM91 222V221H90ZM93 222V221H92ZM150 222V221H149ZM207 222V221H206ZM224 222V221H223ZM223 222L221 223V222H219V224H223ZM24 223V222H23ZM27 223V224H28ZM33 223H31V224H33ZM36 222H35V224H37ZM82 223V222H81ZM86 223V221L84 222V224ZM116 223V222H115ZM227 223V222H226ZM30 224V223H29ZM28 224V225H29ZM66 224H68L67 226H65ZM78 224V223H77ZM146 224V223H145ZM152 224V223H151ZM218 224V223H217ZM75 226H76V224H74ZM81 225V224H80ZM104 225V224H103ZM166 225V224H165ZM199 225V224H198ZM83 226V225H82ZM95 226V225H94ZM171 226V225H170ZM235 226V225H234ZM71 227H73L74 228V226L72 225ZM96 227V226H95ZM158 227H161V226H159L158 225ZM202 227V226H201ZM217 227V226H216ZM30 228V227H29ZM29 228H27L28 229V231H30L31 229H29ZM76 228V227H75ZM98 228V227H97ZM102 228V227H101ZM100 228V229H101ZM109 228V227H108ZM107 228V229H108ZM221 228V227H220ZM66 229V228H65ZM85 229V228H84ZM87 229V228H86ZM109 229H111V228H109ZM64 230V231H63ZM75 230V229H74ZM158 230V229H157ZM24 231V230H23ZM106 231V230H105ZM110 231V230H109ZM34 232V231H33ZM70 232L72 233V229L70 230ZM103 232V231H102ZM161 232V231H160ZM28 234H29V232H27ZM31 233V232H30ZM86 233V232H85ZM196 233V232H195ZM227 233V232H226ZM67 234V233H66ZM102 234V233H101ZM104 234V233H103ZM103 234H102V236H103ZM15 235V234H14ZM23 235V234H22ZM30 235V234H29ZM71 235H72V237H71ZM95 235H97V234H95ZM225 235H227V234H225ZM16 237V236H15ZM19 237H22V236H19ZM158 237V236H157ZM162 237V236H161ZM199 237V236H198ZM211 237V236H210ZM23 238H24V236H23ZM104 238V237H103ZM152 239H154L153 237H151ZM228 238H229V234H228ZM6 239H8V238H6ZM15 239V238H14ZM13 239V240H14ZM31 239V238H30ZM95 239H96V237H95ZM156 239V238H155ZM24 239H22V241H23ZM84 240H85V238H84ZM107 239H105V241H106ZM37 241V240H36ZM50 241V240H49ZM90 241V240H89ZM94 241V240H93ZM152 242L154 241V240H151ZM183 241V240H182ZM225 241H226V239H225ZM233 241V240H232ZM68 242V241H67ZM70 242V243H71ZM80 242H83V241H80ZM99 242V241H98ZM102 242H104V241H102ZM154 242H159L158 240L156 241H154ZM20 243H23V242H21L20 241ZM45 243V244H46ZM90 243V242H89ZM92 243V242H91ZM151 243V242H150ZM177 243H179V242H177ZM224 243V242H223ZM68 244V243H67ZM88 244V243H87ZM97 244V243H96ZM104 244V243H103ZM166 244V243H165ZM39 245V244H38ZM49 245H50V243H49ZM78 245V244H77ZM80 245V244H79ZM94 245V244H93ZM102 245V244H101ZM105 245V244H104ZM106 245H108V244H106ZM222 245V244H221ZM18 246V245H17ZM20 246V245H19ZM55 246V247H54ZM65 246V245H64ZM83 246H86V245H83ZM152 246H154V247H152ZM180 246V245H179ZM264 246V245H263ZM66 247V246H65ZM69 247V246H68ZM96 247H100L98 244H97V246ZM95 247V248H96ZM115 247V248H116ZM181 247V246H180ZM17 248V247H16ZM84 248V247H83ZM86 248V247H85ZM106 248H107V246L106 247H102V248H97V249H95V250H92V252L93 253H91V251L89 252V254L87 253L86 255H88L87 257L85 256V260H78V257L76 258V259H74V260H71V257H65V259H64V257H63V259L64 260H61L60 258H62V256H58V257H56V255H54L53 256V262H58V263H55V264H103L104 263V261L102 260V259H104L105 257V255L104 254H106V251H108V250H106ZM166 248V247H165ZM165 248H163V249H165ZM48 249V248H47ZM46 249V250H47ZM65 249V248H64ZM80 249V248H79ZM87 249V248H86ZM89 249V248H88ZM87 249V250H88ZM173 249V248H172ZM25 250V249H24ZM45 250V251H46ZM91 250V249H90ZM39 251V250H38ZM69 251V250H68ZM112 251H114V248L111 250V252ZM116 251V250H115ZM115 251L113 252V253H115ZM18 252V251H17ZM22 252V251H21ZM43 252H44V249H43ZM67 252V251H66ZM168 252H170V253H168ZM231 251H229V253H230ZM6 253V252H5ZM65 253V252H64ZM183 253V252H182ZM192 253V252H191ZM42 254V253H41ZM65 254H67V253H65ZM109 254V253H108ZM171 254V255H170ZM232 254V253H231ZM16 255V254H15ZM17 255H19V253L17 254ZM67 255H69V254H67ZM67 255H65V256H67ZM107 255V254H106ZM111 255V254H110ZM168 255H170V256H168ZM207 255V254H206ZM205 255V256H206ZM230 255V254H229ZM20 256H22L23 257V255H20ZM47 256V255H46ZM50 256V255H49ZM64 256V255H63ZM69 256H71V254L69 255ZM107 256H109V255H107ZM112 256V255H111ZM236 256V257H235ZM12 257H14L15 258V256L13 255ZM11 257V258H12ZM19 257V256H18ZM17 257V258H18ZM60 257V258H59ZM76 257V256H75ZM74 257V258H75ZM112 257H114V256H112ZM13 258V259H14ZM20 258V257H19ZM51 258V257H50ZM107 258V257H106ZM7 259V258H6ZM232 259V260H233ZM17 260V259H16ZM204 260V259H203ZM8 261V260H7ZM21 262H22V260H20ZM26 261V260H25ZM106 261H109V260H107L106 259ZM105 261V262H106ZM234 261V260H233ZM12 262V261H11ZM47 262V261H46ZM45 262V263H46ZM103 262V263H102ZM128 262V261H127ZM207 262V261H206ZM232 263V262H231ZM234 263V262H233ZM4 264H5V262H4ZM18 264V263H17ZM28 264V263H27ZM112 264V263H111ZM125 264H127L126 262H125ZM205 264V263H204ZM226 264V263H225ZM235 264V263H234Z\"/></svg>",
  "mask_w": 264,
  "mask_h": 264
}]
</instances>
